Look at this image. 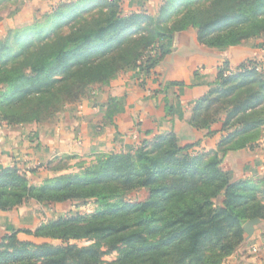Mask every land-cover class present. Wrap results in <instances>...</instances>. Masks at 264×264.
I'll list each match as a JSON object with an SVG mask.
<instances>
[{"label": "trees", "instance_id": "trees-1", "mask_svg": "<svg viewBox=\"0 0 264 264\" xmlns=\"http://www.w3.org/2000/svg\"><path fill=\"white\" fill-rule=\"evenodd\" d=\"M230 1L213 15L214 8L207 6L204 12L212 16L202 20L196 0H162L156 13L141 9L124 15L120 0L67 2L70 11L58 15L64 24L79 22L92 10L99 13L67 33L55 32V27L40 36L57 12L46 16L22 31L24 36L36 34L37 47L31 40L16 52L11 36L17 32L9 31L0 38V71L6 75L0 83L10 86L12 94L0 108V119L13 125L52 118L83 97V67H91L101 82L123 70L147 75L169 49L173 34L189 27L195 28L200 43L219 48L264 36V0ZM91 51L96 57L85 55ZM35 53L37 59L30 61ZM257 62L245 60L230 74L224 73V63L216 86L192 108L190 124L204 130L205 137L213 136L212 125L221 121L225 134L213 150L199 148L201 141L180 145L170 133L133 150L94 154L82 169L48 177L39 185L30 183L16 165L1 169L2 211L28 199L42 204L92 199L97 208L24 230L58 243L21 240L15 230L5 233L0 264H216L235 252L245 241L243 223L264 219V176L231 180L222 166L228 151L252 147L264 126V72L255 68ZM72 63L78 67L66 72ZM39 75L48 79L36 81ZM31 97L37 101L31 118L14 112ZM75 157L61 156L50 169L67 170L64 161ZM142 190L147 192L142 199L129 197ZM83 238L94 241L85 246L69 242ZM102 246L117 249V258L103 260Z\"/></svg>", "mask_w": 264, "mask_h": 264}, {"label": "crops", "instance_id": "crops-1", "mask_svg": "<svg viewBox=\"0 0 264 264\" xmlns=\"http://www.w3.org/2000/svg\"><path fill=\"white\" fill-rule=\"evenodd\" d=\"M63 1L0 0V38L12 27L39 21ZM120 1L126 12L145 9L149 13L157 11L162 2ZM260 41L250 38L219 48L200 43L194 28L177 31L169 49L161 54L149 74L138 77L129 71L120 75L109 86L67 107L55 122L31 127L1 123L0 170L16 165L46 174L48 163L66 154L84 156L133 150L170 133L180 145L201 141L199 148L213 150L225 134L221 131V121L211 127L215 134L205 137L204 130L190 124L192 108L216 86L224 63L234 72L245 60L263 58L264 41ZM222 166L231 180L263 177L264 126L252 147L228 151ZM29 202L10 211L0 210V238L13 227L27 223L32 229L40 223ZM251 239L260 247L259 253L252 256L242 250L239 254L237 249L228 264H251L254 258L264 263V248H261L264 239L256 229Z\"/></svg>", "mask_w": 264, "mask_h": 264}, {"label": "rangeland", "instance_id": "rangeland-1", "mask_svg": "<svg viewBox=\"0 0 264 264\" xmlns=\"http://www.w3.org/2000/svg\"><path fill=\"white\" fill-rule=\"evenodd\" d=\"M67 2H72L70 4H74V3L78 2V0H76V1L75 0H65V1H63L61 3H58L57 6L54 7L49 14L46 15V16H51L53 13L57 12L54 15L55 17L53 19V23L48 24V22L50 21L51 18L48 19L44 23L45 32L41 33L42 35H40V36H44L45 34H48V33H53V30H54L55 27H56L55 32L56 31L57 32L60 31V32H63V33H67L69 31H71L74 27H76L79 23L83 22L84 20H88L87 21V23H88L90 18H92L94 16H97V14L99 13V12H97L98 10H92L90 12L85 13V15L82 17L81 21L78 18L79 22L76 21L74 23L71 22L70 24H64V23H62V18L61 17L59 18L58 15H63V14H66V11H70L68 9V7H69L68 4L69 3H67ZM230 2H231L230 0H213L210 3H207V0H196V5H194V6L198 10L196 12V15L198 16L197 18L199 20H202L204 15L212 16L213 14H216L217 12L222 10L226 6V4L230 3ZM81 4H83V3L80 2V5ZM207 6H209V8H214V10L212 12V15H210L209 13H205L204 12V10H205V8ZM120 9H121L123 15L126 14V13H130L129 11L126 12L124 10V8L122 7V4L120 5ZM146 12H148V11H146ZM154 13H156V11ZM46 16H43L41 19H39V21H34V22L23 24V25H20V26H15V27H12L9 30V31H12V32H15V31L17 32L16 34H13L11 36V42H12V45H13L11 47H12V50L14 52H16L18 50V48L20 49V47L22 46V43H24V42H28L29 43V42H31V40L34 43V45L32 44V47L33 46L37 47L36 43L38 42V39H37L36 34H32V35H29V36H24V33L22 31L27 29V28L28 29L31 28L34 25V23H38V22L44 21L46 19L45 18ZM172 19L173 18L168 19L169 22L167 24H171V22H173ZM186 19H188V18H186ZM189 28H193V27H189ZM31 31H33V30H31ZM19 33H21V34L18 35ZM17 37H19L18 41H21L18 45L16 44V43H18L17 42ZM258 38L261 40L260 42L264 41V36L258 37ZM263 45H264V43H263ZM95 54H96V52L91 51L90 53H87L85 55H92V56H89V57H96ZM82 56H84V55H81L79 57L80 60H82ZM37 57H38V54H36V53L32 54V56L30 55L29 60L30 61L35 60V58L37 59ZM74 67H78V66L72 63L71 64V68L69 70H67L66 72H68V71L71 72V70H74ZM1 69H3V68H0V70ZM7 73H9V72H7ZM128 73H129V71L123 70V71L118 72L114 76V78H111V79H109L106 82H101L100 80H97L94 77V76H97V75L94 73V70L91 67H83V68H81V75H83V77H85V78L87 77V81H86L85 93H84L83 97L78 99L76 102L80 101L82 98H85V97L89 96L93 92L102 90L104 87L109 86L112 83V81H114L120 75L128 74ZM5 76H4V72L0 71V78L2 79ZM53 76L57 77V74H54ZM90 78H92V79H90ZM4 79H6V78H4ZM47 79H48V77L46 75H39V76L36 77L35 80L39 81V82H44ZM10 89H11L10 86H8L5 82H1L0 83V108H2V106L6 103V99L8 98V96H11L12 91ZM14 94L17 96L19 93L16 92ZM76 102H74V103H76ZM74 103H67L66 105H64V107L61 110H59L50 119H46V120H43V121H40V122H36V121H34L32 119V120H26L25 122H23L21 124H13V125H24V126L31 127V126H33L35 124L55 122V120H57L59 118V116L62 113V111L65 110L67 107L71 106ZM36 105H37L36 99L31 97V98H28L25 101H23L17 108H14V112L15 113H23L26 117L31 118V116H32L31 114H32V112H34V110H35L34 108L36 107ZM0 111H2V110H0ZM1 123L2 124L3 123L7 124V122L5 120H3V119H0V124ZM202 149L204 150V148H202ZM110 152H119V151H110ZM66 155H68V154H66ZM93 155L94 154H92V155H84V156L75 155L76 156L75 158L68 159V160L64 161L66 163V165H68V168H67V170H64L62 172L61 171L60 172H54L53 170L50 169L56 164V162H57L56 160H55V162L49 163L50 166H48V165L46 166V168H45L47 170L46 174L40 173V171H35L34 168H29V169L19 168V167L18 168H19V170L21 172H24L27 175V177L30 180V183L39 185L48 177H53V176H55V175H57L59 173L75 172V171H78L79 169H82L84 165L90 163L94 159ZM60 165H63V163H61ZM48 173H50L52 175H48ZM145 195H147L146 190L133 191V192L130 193L129 197L130 198H135V199H142L143 197H145ZM29 200H34V199H28L27 201H25L22 204H25V203L28 204ZM34 202L35 203L29 202L28 206H30L33 209L34 214H36V215L38 214V221H40V223L37 224L32 229L28 228L29 224H27V223L25 224V226L13 227V228L9 229L8 233H11V231L15 230V231H17V236H18V234L20 235V237H18V238L21 239V240H31V241H35V242L49 241V242H53V243H58V241H56V240H49V239H45V238H36V237H34V236L30 235V234L25 233L24 230H28V229L29 230H33V229H35L37 226H39L42 223H46L48 221L56 220V219H59V218H67V217L73 216L75 214H92L97 208L96 203L92 199H87V200H84V201L83 200H79V201H74V202L66 201V202L61 203V204H59V203H57V204L56 203L55 204H42V203L37 202L36 200H34ZM10 210H6V211H10ZM25 213H26V218H28L29 215L27 214L26 211L24 212V215H25ZM40 217H43V218H40ZM259 220L260 221L255 226L254 230L256 229L259 232L260 237H262L264 239V219H260L259 218ZM246 221H248V220H246ZM244 223H243V225H244ZM252 235L251 236H247V234L245 235L244 243L238 248V250L236 252H239V254H240V252L242 250H244L245 254H247V252L248 253L250 252V254L251 255L253 254L252 256H254V252L252 251L253 247H257L259 249H260V247L256 246L255 239H251ZM93 241L94 240H90V239L88 240V239H84L83 238V239H71L69 242L73 243V244H76L78 246H85V245H88V244L92 243ZM101 248H102V250H105L104 254L102 255V259L103 260L112 261V260H115L117 258V256H118V250L117 249H112V250L111 249H107L106 246H102ZM257 253H259V252H257ZM232 254H234V252ZM232 254L224 256L216 264H228L229 263V258L232 256ZM248 258H249V256H248ZM256 259L257 258L252 259V263L251 264H264L263 261L258 260V259H257L258 260L257 261Z\"/></svg>", "mask_w": 264, "mask_h": 264}, {"label": "built area", "instance_id": "built-area-1", "mask_svg": "<svg viewBox=\"0 0 264 264\" xmlns=\"http://www.w3.org/2000/svg\"><path fill=\"white\" fill-rule=\"evenodd\" d=\"M257 63H258V64L255 65V68H256L257 70H260V71H263V72H264V57L261 58L260 60H258ZM232 71H233V70H231V69L228 68V67L224 69V73H225V74H230V73H232ZM261 248H264V240H263V242H262ZM252 251L254 252V254H257V252H259V248H257V247H253Z\"/></svg>", "mask_w": 264, "mask_h": 264}, {"label": "water", "instance_id": "water-1", "mask_svg": "<svg viewBox=\"0 0 264 264\" xmlns=\"http://www.w3.org/2000/svg\"><path fill=\"white\" fill-rule=\"evenodd\" d=\"M259 221V218H253L244 223L243 229L246 232L247 236H251L253 234L254 228L259 223Z\"/></svg>", "mask_w": 264, "mask_h": 264}]
</instances>
